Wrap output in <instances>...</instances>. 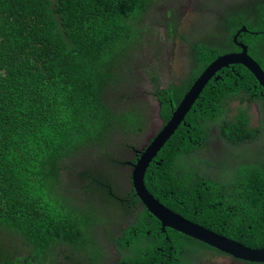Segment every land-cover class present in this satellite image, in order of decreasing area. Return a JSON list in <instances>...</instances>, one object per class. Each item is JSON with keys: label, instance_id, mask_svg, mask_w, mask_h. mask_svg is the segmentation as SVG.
<instances>
[{"label": "trees", "instance_id": "trees-1", "mask_svg": "<svg viewBox=\"0 0 264 264\" xmlns=\"http://www.w3.org/2000/svg\"><path fill=\"white\" fill-rule=\"evenodd\" d=\"M152 4L153 0H0V232L11 233L0 240V264H51L57 245H84L87 228L58 195L60 160L58 170L64 177L69 173L64 161L80 175L77 196L88 198L89 192L98 191L103 199L120 204L123 212L115 216L118 236L113 241L121 256L113 264H185L184 251L190 249L228 255L181 231L162 229L133 186L132 165L141 153L135 143L126 146L130 158L112 153L109 158L119 168L129 166V174L123 171L128 180L125 192L119 191L112 172L93 164L82 173L80 165L70 161L75 156L69 147L83 132L89 141L110 138L116 115L110 95L126 80L124 72L133 73L139 63L142 34L137 23ZM221 26L232 33L243 26L256 30L240 40L249 44L264 69V0H231L212 31L217 39ZM223 33L233 46L232 33ZM217 39L215 44L198 37L191 45L193 67L187 78L157 87L154 95L161 103L163 125L197 77L225 53ZM137 46L136 60L121 55ZM261 91L244 65L221 68L145 174L148 191L166 207L250 248L264 247V161H254L264 159V128L251 124V106L264 102ZM236 101L240 104L235 108ZM144 129L145 124L138 132ZM256 142L262 143L261 150H255ZM93 150L83 149L75 157L79 164L89 166L84 152ZM91 243L96 245L94 239ZM24 245L29 251L20 254Z\"/></svg>", "mask_w": 264, "mask_h": 264}, {"label": "rangeland", "instance_id": "rangeland-1", "mask_svg": "<svg viewBox=\"0 0 264 264\" xmlns=\"http://www.w3.org/2000/svg\"><path fill=\"white\" fill-rule=\"evenodd\" d=\"M227 5L229 0H157L153 2L143 20L137 23L139 33L142 34L138 58L136 57L138 46L121 54L130 55L133 61L137 58L139 63L133 73L124 72L126 80L122 84L118 83L117 89L110 95L116 106V115L111 120L113 130L110 138L89 141L86 133L83 132L80 139L71 143L69 147L70 154L75 157H78L85 148L94 149L91 153L84 152L83 159L89 166L79 164L75 157L70 159L77 168V164L80 165L78 169L82 173L95 164L96 168L112 172L115 175L114 178H118L119 191H126L128 187L126 174L130 173L129 166H125V169L115 166L109 160L111 153L122 159L130 158L132 153L126 149V146L129 147L135 143L138 148H141L159 131L163 122L154 92L158 86L167 87L171 83L184 79L190 73L193 67L191 45L198 37L215 41L217 44V37L212 31ZM170 27H173V30H170ZM204 28L205 31L202 32ZM221 28L223 29L222 26ZM129 29L131 32L135 31L134 26H130ZM220 35L217 40L222 41ZM119 74H122V71H119ZM239 104L236 101L233 107L236 108ZM90 113L93 114L91 111ZM251 115V124L262 125L264 128V102L259 101L253 104ZM99 122L96 121V123ZM143 124L146 125V129L138 132ZM133 130L135 133H129ZM261 144L258 142L254 147L255 150H261ZM254 161H264V159L256 158ZM61 162L62 160L59 164ZM59 164L57 165L58 195L64 196L65 201L73 209V216L85 225L87 231L83 230L87 237L83 233L82 247L80 242H65L54 247L51 264H77V261L81 260L83 262L78 264H95L96 262L97 264H113L121 256L119 247L113 241V237L118 236L117 228L114 226L115 216L123 212L120 204L114 199H103L98 191V193L89 192L88 198L86 194L77 196L74 190L76 187H81L82 183L78 179L80 175H75L69 162L64 161L63 168L69 172L64 177L62 171L58 170ZM123 171L126 173L125 176ZM10 234V231H1L0 240L10 238ZM91 239H94L96 245L91 243ZM15 244L18 245V243ZM90 246L97 248L98 251L93 253ZM21 247L20 254L28 253L29 246ZM184 255L188 262L185 264H243L229 255L214 254L211 251L201 254L190 249V251L185 250Z\"/></svg>", "mask_w": 264, "mask_h": 264}, {"label": "water", "instance_id": "water-1", "mask_svg": "<svg viewBox=\"0 0 264 264\" xmlns=\"http://www.w3.org/2000/svg\"><path fill=\"white\" fill-rule=\"evenodd\" d=\"M240 54L219 56L204 72L197 78L194 84L187 91L180 104L173 111L170 120L151 139L149 144L141 151L137 162L132 165L133 186L145 206L162 223V229L170 227L177 231L205 242L206 244L224 252L236 259H242L255 263H264V247L250 248L226 236L218 234L211 229L194 223L179 213L162 204L147 189L145 185V174L152 161L162 150L178 127L184 122L187 113L192 109L196 100L204 90L208 82L216 73L231 63H242L254 73L260 84L264 87V70L261 65L249 54L247 47ZM219 78V76H216Z\"/></svg>", "mask_w": 264, "mask_h": 264}, {"label": "clouds", "instance_id": "clouds-1", "mask_svg": "<svg viewBox=\"0 0 264 264\" xmlns=\"http://www.w3.org/2000/svg\"><path fill=\"white\" fill-rule=\"evenodd\" d=\"M154 1H157V0H153V2ZM231 0H229V2H230ZM152 6V5H151ZM151 8V7H150ZM149 8V9H150ZM148 9V10H149ZM148 10L143 14V13H141L140 14V22L143 20V17L146 15V13L148 12ZM134 23V22H133ZM139 23V22H138ZM135 24V23H134ZM170 30H173V27H170ZM223 31L224 32H228V33H232V31L229 29V28H227V29H223ZM244 33H250V34H254V33H257V31L256 30H248V28L246 27V26H243L242 28H239L237 31H235L234 33H232V44H233V46L231 45V42H228L227 41V39L225 38V36H224V33H223V35H222V42H223V47H225V53L224 54H222V55H220V56H223V55H231V54H240V53H242L243 52V50H244V47H243V45L244 46H246L247 47V54H249L251 57H253L252 55H251V53H250V46H249V44H247V43H245L244 41H242V40H240V37L242 36V34H244ZM193 49V48H192ZM226 50H228L227 52H226ZM254 58V57H253ZM255 59V58H254ZM256 60V59H255ZM257 61V60H256ZM258 62V61H257ZM259 63V62H258ZM211 64V63H210ZM209 64V65H210ZM233 64H242V63H231V64H229L228 66H230V65H233ZM260 64V63H259ZM208 65V66H209ZM243 65V64H242ZM261 65V64H260ZM245 66V65H244ZM246 67V66H245ZM261 67H262V65H261ZM247 68V67H246ZM263 68V67H262ZM250 70V69H249ZM264 70V69H263ZM251 71V70H250ZM204 72V71H203ZM202 72V73H203ZM252 72V71H251ZM201 73V74H202ZM200 74V75H201ZM254 74V73H253ZM199 75V76H200ZM187 76H188V74H187ZM187 76L185 77V78H187ZM198 76V77H199ZM197 77V78H198ZM155 78V77H154ZM257 78V77H256ZM197 80V79H196ZM195 80V81H196ZM258 80V79H257ZM194 81V82H195ZM259 81V80H258ZM260 83V82H259ZM194 84V83H193ZM192 84V85H193ZM261 85V84H260ZM261 87L263 88V90H264V87L261 85ZM190 89V88H189ZM187 93V92H186ZM261 94L262 95H264V91H261ZM249 94H247L246 96H248ZM155 96V95H154ZM157 99V98H156ZM112 101V105H114V109H115V104H114V102H113V100H111ZM158 101V100H157ZM158 103H159V111H160V106H161V103L158 101ZM234 103V102H233ZM256 102H254L253 104H255ZM233 105V104H232ZM177 108V107H176ZM175 108V109H176ZM174 109V110H175ZM173 110V111H174ZM89 114H91V113H89ZM173 114V113H172ZM159 115H160V112H159ZM172 117V116H171ZM170 120V119H169ZM185 121V120H184ZM162 122H163V120H162ZM163 125V124H162ZM165 125V124H164ZM163 125V126H164ZM163 126H161V128L159 129V131L162 129V127ZM258 126V125H257ZM179 128V127H178ZM158 131V132H159ZM158 132H156V134L158 133ZM155 134V135H156ZM154 135V136H155ZM153 136V137H154ZM153 137H151L149 140H148V142L143 146V147H141V149L139 150V149H137L139 152H141L148 144H149V142L151 141V139L153 138ZM140 157V156H139Z\"/></svg>", "mask_w": 264, "mask_h": 264}, {"label": "flooded vegetation", "instance_id": "flooded-vegetation-1", "mask_svg": "<svg viewBox=\"0 0 264 264\" xmlns=\"http://www.w3.org/2000/svg\"><path fill=\"white\" fill-rule=\"evenodd\" d=\"M119 252H121V250H119ZM230 256V255H229ZM232 257V256H231ZM234 258V257H233ZM190 264H194V263H190Z\"/></svg>", "mask_w": 264, "mask_h": 264}]
</instances>
